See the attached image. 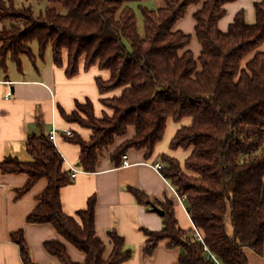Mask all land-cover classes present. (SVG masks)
Wrapping results in <instances>:
<instances>
[{"label":"trees","instance_id":"obj_1","mask_svg":"<svg viewBox=\"0 0 264 264\" xmlns=\"http://www.w3.org/2000/svg\"><path fill=\"white\" fill-rule=\"evenodd\" d=\"M146 1L0 0V68L6 73L9 61L21 72L22 57L36 64L50 48L55 67H64L66 57L69 79L78 73L81 60L84 71L98 66L110 74L108 80L96 79L110 117L96 118L88 101L77 103L69 115L62 113L68 123L92 133L89 142L78 136L71 139L81 149L78 164L85 173L96 170L100 153L126 136L128 128L135 135L110 156L116 167L131 150L144 151L145 159H150L164 139L168 120L178 124L189 119L169 144L171 151H189V156L183 165L162 156L159 173L184 198L193 230L180 229L169 202L153 205L130 188L138 204L163 212L160 231L142 230L144 254L152 257L164 243L166 249L179 250L177 264H249L245 249L264 255V0L254 4L252 24L246 23L242 11L226 32L218 24L226 15L225 6L236 0H206L194 15L195 39L201 47L198 58L189 50L191 36L174 27L200 0H164L165 7L155 10L145 7ZM43 2L47 6L36 14L33 4ZM32 43L38 47L37 56ZM25 150L30 162L7 157L0 172L27 176L16 199L47 180L26 218L28 225H50L62 239L45 243L46 254L59 264H79L67 253L69 244L85 255L80 264L131 260L133 252L114 230L107 233L108 246L96 237L95 196L75 216L63 211L60 191L72 179L48 136H28ZM10 240L19 247L22 264H38L29 254L22 229Z\"/></svg>","mask_w":264,"mask_h":264},{"label":"crops","instance_id":"obj_2","mask_svg":"<svg viewBox=\"0 0 264 264\" xmlns=\"http://www.w3.org/2000/svg\"><path fill=\"white\" fill-rule=\"evenodd\" d=\"M206 0H200L198 5H191L183 19L175 25V31H181L191 36L190 52L198 58L201 47L195 39L194 15L201 9ZM260 0H236L225 6L226 15L221 19L218 27L226 32L239 12L245 13L246 23L255 20L254 4ZM149 3L150 6L147 5ZM143 5L149 9L165 7L164 0H147ZM2 24H0V30ZM33 64L34 69H28L22 62L19 72L14 64L7 66L6 73L0 68V163L7 157L30 162L31 157L25 150V142L32 134L49 136L52 130L56 138L53 142L56 150L63 158L64 169L70 174L77 172L72 182L60 191L63 211L69 216H75L84 210L86 202L96 197L95 204V234L103 243L109 245L107 233L114 230L118 236L125 239L126 248L133 252L131 260L124 264H177L179 250L166 249L161 243L152 257L144 254L145 236L142 230L150 232L160 231L163 227L161 216L138 204L129 189L142 192L153 205H165L169 202L173 206L175 219L180 229L193 230L183 202L171 187L169 182L154 168L160 164L162 156H169L183 165L189 156V151H171L169 144L181 126H188L189 119L178 124L168 120L165 136L156 146L150 159H145L144 151L131 150L125 155L128 166L121 164L116 167L111 162V154L135 133L128 128L127 135L116 138L114 144L102 151L98 157L94 172L85 173L78 164L81 149L71 142L64 133L69 131L84 142H89L92 136L90 130L79 124L68 123L62 113L69 115L76 110V104L84 105L87 101L93 105L94 115L100 119L103 115H112V111L103 107V96L96 88V79L108 80L110 74L100 71L98 66L84 71V60L74 78L65 76V65L62 68L54 66L52 59ZM9 92V99L5 95ZM109 96H112L109 95ZM24 174L8 175L0 172V264H22L19 247L10 240L13 233L23 230L24 240L29 248L33 262L38 264H59L58 261L46 254L44 244L50 241H62L49 225H28L26 218L34 211L37 197L47 186V180L41 179L27 193L16 199V192L27 184ZM228 234H231V219L227 217ZM67 253L76 263L85 260L83 253L66 244ZM110 247L107 250L109 255ZM247 263L264 264V255H256L250 249H245Z\"/></svg>","mask_w":264,"mask_h":264},{"label":"rangeland","instance_id":"obj_3","mask_svg":"<svg viewBox=\"0 0 264 264\" xmlns=\"http://www.w3.org/2000/svg\"><path fill=\"white\" fill-rule=\"evenodd\" d=\"M46 4H47L46 2H43V3H34L33 4V10H34V12L37 14L40 11H43V9L47 6ZM147 5L150 6L149 3H147ZM144 6H146V5H144ZM138 29H139L140 34L143 35L142 19H141V17L139 15H138ZM31 47L33 48L34 54L37 56L38 55V47H36L35 43H32ZM21 60L24 62V65L26 66V68H28L29 70L30 69H34L32 63L29 62V60L26 57H22ZM44 60L45 61L51 60V50H50V48L47 50L46 55L44 57ZM37 62L40 63L41 61L38 60ZM13 65L14 64L12 62L7 61V66L9 68L10 67H13ZM108 248H107V250H108Z\"/></svg>","mask_w":264,"mask_h":264},{"label":"built area","instance_id":"obj_4","mask_svg":"<svg viewBox=\"0 0 264 264\" xmlns=\"http://www.w3.org/2000/svg\"><path fill=\"white\" fill-rule=\"evenodd\" d=\"M11 96H12V93L8 91V93L5 95V98H6V99H9ZM64 135H65L68 139H72V138L74 137V136L71 134V132H69V131L65 132ZM48 138H49V140H50L51 142H54V140H55V138H56V135H55V131H54V130H52V131L50 132ZM121 163H122L124 166H128V163L126 162L125 157H123ZM153 166H154V168H155L157 171H159V170L161 169V165H160V164H157V163H156V164H154ZM76 175H77V172H76L74 169H72L71 172H70V179L74 180V178L76 177ZM183 199H184V198H182V199L179 198V200L181 201V203L183 202ZM194 235H195V238H196L197 241L199 240V241L202 242V236H201L198 232H195Z\"/></svg>","mask_w":264,"mask_h":264},{"label":"water","instance_id":"obj_5","mask_svg":"<svg viewBox=\"0 0 264 264\" xmlns=\"http://www.w3.org/2000/svg\"><path fill=\"white\" fill-rule=\"evenodd\" d=\"M155 211L157 214H159L160 216H163V212L160 209L155 208Z\"/></svg>","mask_w":264,"mask_h":264}]
</instances>
